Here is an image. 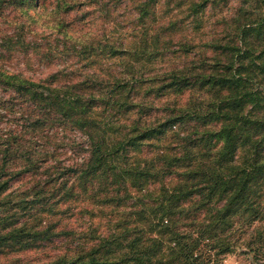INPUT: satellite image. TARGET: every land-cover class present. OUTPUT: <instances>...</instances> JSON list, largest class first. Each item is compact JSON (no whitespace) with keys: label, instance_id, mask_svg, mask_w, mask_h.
<instances>
[{"label":"rangeland","instance_id":"obj_1","mask_svg":"<svg viewBox=\"0 0 264 264\" xmlns=\"http://www.w3.org/2000/svg\"><path fill=\"white\" fill-rule=\"evenodd\" d=\"M263 14L264 0H7L0 3V68L84 98L93 93L108 141L158 126L161 132L144 138L137 151L127 147V162L159 163L183 145L187 161L199 131L218 126L204 122L206 105L220 97L210 75L235 67L264 101ZM262 114L264 107L254 110ZM10 117L2 115V125L25 129L27 116L14 110ZM54 125L44 127L51 137L40 147L54 151L53 165L0 176L7 179L0 192V264H40L95 247L117 225L134 224L132 211L148 195L140 184L147 181L158 201L161 189L178 180L163 173L159 180L117 181L107 169V176L83 182L75 169L84 155L81 131ZM251 224L248 229H264V220ZM228 235L231 248L208 264H254L243 235L233 228Z\"/></svg>","mask_w":264,"mask_h":264},{"label":"trees","instance_id":"obj_2","mask_svg":"<svg viewBox=\"0 0 264 264\" xmlns=\"http://www.w3.org/2000/svg\"><path fill=\"white\" fill-rule=\"evenodd\" d=\"M4 2L7 0H0ZM210 78L213 93L220 97L206 105L203 114L209 113L210 117L204 122L215 121L218 126L199 131L189 160H184L188 153L183 145L172 155L163 156L162 162L151 158L147 166L145 157L127 162V147L137 151L144 138L161 132L158 126L137 129L108 141L105 130L97 124L94 108L98 104L93 103V93L84 98L63 85L0 68V89L9 91L7 96L0 92V117L10 119L14 110L21 118L27 116L25 129L2 125L0 118V176L5 172L28 174L41 164L53 165L54 151L42 152L40 147L43 137L44 142L51 137L44 127L54 124L53 127L81 131L84 155L75 169L82 181L107 176V169L117 181L126 180L127 175L131 181L159 180L163 173L178 176L171 188L158 189L162 193L158 201L156 197L151 199L147 181L138 186L143 188L144 196L148 195L146 202L132 211L134 224L129 229L117 225L95 247L40 264L216 263L218 254L231 248L227 237L232 228L243 235L254 264H264V229L256 224L248 229L252 222L264 220V207L260 209L264 202V114L254 115V110L264 107L262 94L250 85L251 77L235 67ZM14 104H19V109ZM118 159H124L125 164L119 166L115 161ZM57 172L64 173L61 169ZM6 181L0 179V192L6 188ZM117 228L122 229L116 231Z\"/></svg>","mask_w":264,"mask_h":264}]
</instances>
